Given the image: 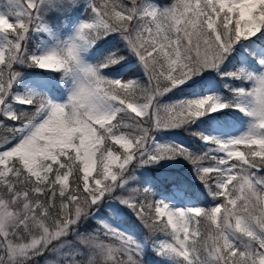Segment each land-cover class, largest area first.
<instances>
[{"label": "snow or ice", "instance_id": "1", "mask_svg": "<svg viewBox=\"0 0 264 264\" xmlns=\"http://www.w3.org/2000/svg\"><path fill=\"white\" fill-rule=\"evenodd\" d=\"M128 57L146 85L105 74ZM16 66L60 74L66 98L19 91ZM225 109L247 118L238 135L190 130ZM0 128V264H152L149 249L162 264H264V0H7ZM178 129L200 143L152 135ZM178 158L207 206L152 199L136 174Z\"/></svg>", "mask_w": 264, "mask_h": 264}, {"label": "rangeland", "instance_id": "2", "mask_svg": "<svg viewBox=\"0 0 264 264\" xmlns=\"http://www.w3.org/2000/svg\"><path fill=\"white\" fill-rule=\"evenodd\" d=\"M159 2L162 5L171 4L174 2V0H159ZM7 4V0H0V8H2L4 5ZM83 11L82 9L80 10ZM76 13H73V16H75ZM34 41L32 42L33 45L39 42V40L44 39V37H34ZM112 43H115V41L112 42H101L100 45H98L97 51L92 53L89 56V59L94 60L96 56L103 53L107 48L111 46ZM101 49V50H99ZM238 59H240L238 57ZM134 68L139 69L135 58L134 57H128V59L124 62H121L120 64L115 65L111 70H105V74L110 76L111 78L118 79H136L139 80L142 85L147 84V80L145 79L143 73L139 69V73L134 77H129L128 75L130 71ZM16 71H22V79L18 86L19 91H39L46 93L51 99L60 102L63 101L66 98V87L60 83V74L58 73H44L38 69L34 68H21V66H16ZM214 79L218 85V90L220 93L224 96H228L229 93L227 90L223 88V82L219 80V77H216L215 74H205V79ZM245 86L251 87V85L247 84L245 82ZM191 94V90L187 87H182L180 89H175L173 92L167 94V96L161 98L162 103H169L174 100L181 99L182 97L188 96ZM138 96H140V93L138 91ZM142 99V96L140 97ZM230 98V95H229ZM134 115V114H133ZM139 119V118H138ZM247 118L243 117V115L235 110L232 109H225L224 115L220 116L218 113H210L208 116L201 117L196 124L191 126V131H200L203 132L205 135H213V136H235L238 135L241 131L244 130V127L246 125ZM16 123V122H12ZM144 126H149V124H145ZM1 130H7L4 128H0V145L4 143V137L6 133H2ZM126 132H131L130 129H125ZM152 135L156 136V139L160 142H167V141H176L178 143H182L186 146L194 147L195 145H198L200 142L196 140L195 137H191L188 135L187 132H185L182 129L178 130H171L168 132H153ZM108 143L112 144L113 148L123 152L124 150L120 148L119 145L114 144L112 141H108ZM243 145L239 146L240 151L243 150ZM3 148L0 147V151H2ZM222 155V154H221ZM160 167L166 168V169H174V170H180L182 174L185 176H188V178L191 180V182H195L196 178L191 170V165L188 164L187 161L183 159H176V160H166L161 161L159 164L156 165H150L145 166L141 169L137 170V176L141 179L143 182H150V185L155 192L154 197L152 199H165L170 203H174L177 206H184L185 204L190 205H199L201 206L193 196L186 195L182 189H179L175 185H171L169 188H165L163 185H159L154 181L153 172L154 169L158 170ZM70 179V178H69ZM133 187H139L136 185H133ZM142 191V189H141ZM177 192L180 193L179 198H177ZM204 192V191H203ZM203 199L204 201H208L207 195L199 197ZM209 202V201H208ZM208 204V203H206ZM207 206V205H206ZM154 214V209H153ZM166 220V218H165ZM135 221V217L128 214L127 219L124 224H122V227H127L129 232H132V228L130 227L132 222ZM142 233L144 235L148 234L147 229L142 228ZM155 238L158 240H167L168 237L165 236L164 233L157 232L155 234ZM146 258L148 260L152 261V264H162V262L159 261L158 257H155L154 253L151 252V250H147Z\"/></svg>", "mask_w": 264, "mask_h": 264}, {"label": "trees", "instance_id": "3", "mask_svg": "<svg viewBox=\"0 0 264 264\" xmlns=\"http://www.w3.org/2000/svg\"><path fill=\"white\" fill-rule=\"evenodd\" d=\"M138 71L139 69L137 68L132 69L128 75V78L136 76L139 73ZM1 132L6 133L7 130H1ZM243 150L245 151V147H243ZM153 174H154L153 175L154 181H156V183L159 184L160 186L163 185L165 186V188H169L171 185H175L177 187H178V184L183 185L184 187L182 190L186 195L193 196V198L196 199V201L201 205V207H204L207 205L206 203H208V201H204L203 199L199 198L201 196L204 197L207 194L203 192V188L200 185L198 180H195V182H191L188 176H185L184 174H182L180 170H174V169L169 170L163 167H160V169L158 170L154 169ZM167 177L175 178V182L164 179ZM71 180H72V177L70 176V181Z\"/></svg>", "mask_w": 264, "mask_h": 264}]
</instances>
